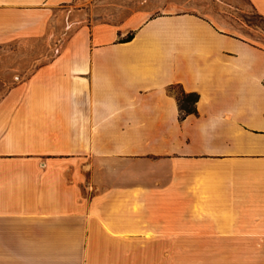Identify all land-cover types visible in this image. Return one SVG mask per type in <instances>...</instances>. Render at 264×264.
<instances>
[{"label":"crops","instance_id":"obj_1","mask_svg":"<svg viewBox=\"0 0 264 264\" xmlns=\"http://www.w3.org/2000/svg\"><path fill=\"white\" fill-rule=\"evenodd\" d=\"M72 1L0 0V37ZM198 243L241 250L166 246ZM0 264H264V47L189 13L74 30L0 94Z\"/></svg>","mask_w":264,"mask_h":264},{"label":"rangeland","instance_id":"obj_2","mask_svg":"<svg viewBox=\"0 0 264 264\" xmlns=\"http://www.w3.org/2000/svg\"><path fill=\"white\" fill-rule=\"evenodd\" d=\"M133 13H141L145 17L194 14L264 47V19L254 12L247 0H73L49 11L38 24L0 37V94L56 56L79 26L118 23ZM176 92L181 101L186 100L178 90ZM166 246L167 251L181 252L183 258L189 257V253L241 250L240 245L233 244ZM182 262L190 261L183 259Z\"/></svg>","mask_w":264,"mask_h":264},{"label":"trees","instance_id":"obj_3","mask_svg":"<svg viewBox=\"0 0 264 264\" xmlns=\"http://www.w3.org/2000/svg\"><path fill=\"white\" fill-rule=\"evenodd\" d=\"M132 40V36H128L125 41L129 42ZM197 97L195 95H189L186 97V100L184 101V106H180V110L185 114H192L194 113L193 104L196 101Z\"/></svg>","mask_w":264,"mask_h":264}]
</instances>
